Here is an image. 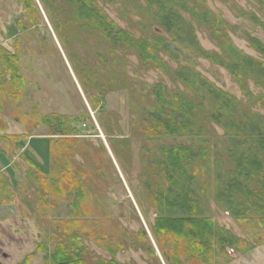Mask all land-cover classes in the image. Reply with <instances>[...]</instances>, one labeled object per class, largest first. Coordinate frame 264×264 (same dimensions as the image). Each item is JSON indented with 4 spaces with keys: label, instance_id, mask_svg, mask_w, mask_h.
I'll list each match as a JSON object with an SVG mask.
<instances>
[{
    "label": "rangeland",
    "instance_id": "rangeland-1",
    "mask_svg": "<svg viewBox=\"0 0 264 264\" xmlns=\"http://www.w3.org/2000/svg\"><path fill=\"white\" fill-rule=\"evenodd\" d=\"M27 1L38 15L34 26H29L24 10ZM89 1L116 25L115 32L124 30L135 39L151 38L157 44L168 42L174 49L157 51L165 71L148 69L141 65L136 50L113 40L114 33L106 37L100 30L83 27L88 21L82 20L76 5L64 0H0V264H22L24 260L25 264H45L46 254L65 241L62 235L71 220L70 204L76 192V187L69 186L74 179L86 191L83 203L88 214L77 217L80 224L75 231H81L79 249L87 264H96L93 258H113L119 264H264V242L259 244L264 241V224L255 214L235 218L225 204L217 202L216 194L207 189L203 167L195 168L194 181L204 191L194 197L198 210L193 217L210 220L213 234L221 230L234 242L219 245L214 234L206 256L193 244L187 252L176 253L182 255L170 263L164 252L172 255L173 246L155 238L156 213L146 196L150 189L140 181L145 171L157 170L150 158L159 157L161 146L186 142L164 139L151 142L147 150L142 147L147 136L141 131V117L151 105V89L156 84L183 89L176 79L177 68L193 69L244 106L249 101L224 68L200 57L203 52L220 54L210 32L186 10L176 9L192 27L194 38L186 26L177 33L180 40L173 43L171 35L152 21L155 15L145 0ZM260 1L204 3L210 23L225 30L237 49L255 59L260 55L244 36L249 34L264 44V32L252 21L254 16L264 21V0L262 5ZM2 51L14 56L21 88L10 82L13 77L3 65ZM246 83L248 92L258 98L259 89L252 81ZM252 109L264 115L257 105ZM50 115L59 118L65 129L55 133L56 129L46 125L44 117ZM212 127L222 136L221 128ZM50 139L58 142L51 147L52 153L48 151ZM118 139L127 144L111 142ZM217 141L221 152L229 148L222 137ZM219 158L222 170L233 167L226 155ZM76 169L81 170L80 176ZM223 172H219V182L226 188L230 176ZM214 173L212 167L211 176ZM59 185L61 190H57ZM62 190L70 193L65 195ZM104 237L101 241L106 245L117 246L115 255L94 240ZM41 244L46 253L37 252Z\"/></svg>",
    "mask_w": 264,
    "mask_h": 264
},
{
    "label": "trees",
    "instance_id": "trees-1",
    "mask_svg": "<svg viewBox=\"0 0 264 264\" xmlns=\"http://www.w3.org/2000/svg\"><path fill=\"white\" fill-rule=\"evenodd\" d=\"M64 1L70 5H76L82 20L88 21L83 27L92 31L100 30L106 37H111L114 33L113 40L120 41L119 44L123 45L126 42L128 46L136 50L137 57L143 67L165 71L166 64L157 56V51L161 48L172 52L174 49L171 48L172 44L168 42L157 44L151 38L135 39L124 30L115 32L116 25L106 20L89 0ZM145 1L149 12H153L155 15L152 17V21L171 35L173 43L180 40L177 33L186 26L189 33L191 32V38H194L192 27L184 22L176 9L186 10L199 25L203 24L210 32V37L217 45L220 54L212 51L203 52L200 57L224 68L231 78L240 85L241 92L249 100L244 106L242 101H236L200 74L192 72L193 69L189 67L177 68L175 72L176 79L179 77L183 83V89H169L163 84H156L151 89L150 97L152 99L149 100L151 105L148 103V109H143V117H141L143 130L140 129L147 136L142 147L147 150L151 142L164 139L186 141L180 144L161 146L159 157L150 158V161L156 164L157 170L155 169L154 172L148 168L149 171L140 175V181L151 190H148L146 196L156 213L152 227L155 238L159 242L164 240L173 246L172 255L164 250L166 252H164V256L171 263V261L177 262V258L182 255L176 253H181V250L183 253L187 252V248L192 249L193 244L199 246V250L206 256L210 251L208 244L211 242L212 235L215 234H213L215 230L210 220L197 215L193 217L198 210L194 207L197 205L194 197H199L198 194L204 191L203 186L194 181L195 168L198 171L197 167L207 169L209 193L214 192L217 202L225 204L235 218L252 217L255 214L253 216H256L264 224V115L256 109H252L254 105H257L264 111V44L249 34L244 36L250 47L260 55V59L248 56L237 49L229 40L225 30L210 23V11L204 5L206 0ZM260 4H263V0L260 1ZM44 5L47 7V4ZM24 7L31 24L29 26L36 25L34 18L37 20L38 15L34 7L29 1L24 3ZM252 21L264 32V21H260L255 16ZM1 56L4 61L3 65L13 77L10 79L13 87L21 88L22 80L14 56L5 51H2ZM153 63H158V65ZM247 81H252L254 87L259 89L258 98L254 99V96L248 92ZM44 122L56 129L55 133L60 128L65 129V124L54 115L44 117ZM212 126L221 128L222 136L219 137ZM221 137L229 144V148L226 147L223 152H221L222 149L220 151L217 148L220 147L217 139ZM48 142V151L52 153L51 147L57 146L58 142L54 143L53 139ZM67 142L70 140L67 139ZM111 142L127 144L126 140L119 139L111 140ZM225 155L233 167L223 169L230 178L232 177L228 179L226 188H223L218 176L219 172H223L220 167L223 164L217 159ZM156 162L163 166L165 172H162V169L159 171L161 167H157ZM29 163L40 170V167L32 161L29 160ZM212 167H215L213 176L210 174ZM64 172L65 177H68L69 171ZM75 172L76 175H81V170L76 169ZM70 184L72 186L70 185L69 189L76 187V192L70 204L69 216L71 220L66 224L65 232L62 235L65 236V241H59L54 250L50 254H46L45 264H87L83 251L79 249L82 245L79 238L81 231H75L79 228L77 223L80 224L77 217L88 214L83 203L86 191H84V186L78 184L77 179H74ZM61 189L59 185L57 190ZM60 193L66 195L70 191L68 190L66 193L62 190ZM261 197L263 200H260ZM216 232L215 238L219 240L216 241L219 245L225 242L232 245L234 241L230 236L227 239L221 230H216ZM139 234L143 236L142 232ZM95 238V242L103 246L112 256L118 251L116 250L117 246L106 245L101 241L106 237L97 240ZM203 239H206L205 243ZM263 242L261 241L259 244L261 245ZM37 252L46 253L45 245L41 244ZM93 259L96 264H119L113 258L110 260ZM26 262L27 260H24L22 264Z\"/></svg>",
    "mask_w": 264,
    "mask_h": 264
}]
</instances>
